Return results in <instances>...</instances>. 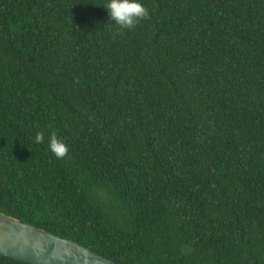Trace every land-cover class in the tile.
I'll list each match as a JSON object with an SVG mask.
<instances>
[{
    "label": "trees",
    "instance_id": "16d2710c",
    "mask_svg": "<svg viewBox=\"0 0 264 264\" xmlns=\"http://www.w3.org/2000/svg\"><path fill=\"white\" fill-rule=\"evenodd\" d=\"M141 2L117 30L0 0V211L120 264H264V0Z\"/></svg>",
    "mask_w": 264,
    "mask_h": 264
},
{
    "label": "water",
    "instance_id": "95a60500",
    "mask_svg": "<svg viewBox=\"0 0 264 264\" xmlns=\"http://www.w3.org/2000/svg\"><path fill=\"white\" fill-rule=\"evenodd\" d=\"M0 254L30 264H120L76 241L1 211Z\"/></svg>",
    "mask_w": 264,
    "mask_h": 264
},
{
    "label": "clouds",
    "instance_id": "9594fccd",
    "mask_svg": "<svg viewBox=\"0 0 264 264\" xmlns=\"http://www.w3.org/2000/svg\"><path fill=\"white\" fill-rule=\"evenodd\" d=\"M103 8L107 11L109 21L114 23L117 30L130 29L141 19L147 18L149 14L141 0H107ZM42 139L43 134L38 132L35 135V142L40 143ZM48 148L57 158L64 157L68 151L67 145L54 133L49 134Z\"/></svg>",
    "mask_w": 264,
    "mask_h": 264
}]
</instances>
